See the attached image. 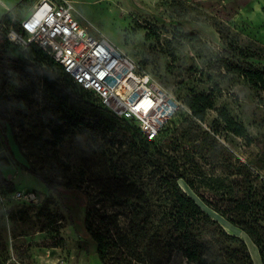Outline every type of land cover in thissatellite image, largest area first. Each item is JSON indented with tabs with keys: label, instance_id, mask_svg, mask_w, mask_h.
<instances>
[{
	"label": "rangeland",
	"instance_id": "374dc122",
	"mask_svg": "<svg viewBox=\"0 0 264 264\" xmlns=\"http://www.w3.org/2000/svg\"><path fill=\"white\" fill-rule=\"evenodd\" d=\"M72 2L84 23L153 73L182 103L190 91H215V106L207 111L206 121L216 133L206 134L197 124L183 120L160 144L158 155L182 165L185 177L196 188L191 190L179 180L181 189L219 221L198 224L197 236L208 242L211 253L206 259L213 264H250L240 252L239 241L226 235L225 228L246 240L253 252L249 250L252 264H262L256 246L207 209L195 193L218 199L212 189L198 185V177L220 173L229 182L236 170L234 153L264 176V90L227 71L218 61L224 46L231 44L254 51L260 57L259 66L264 67V31L257 38L250 31L254 24L259 31L264 25L233 20L246 0ZM21 7L13 12L16 19L25 12ZM10 16L0 18V28ZM1 44L4 38L0 35ZM17 48L8 43L7 50L0 52L14 58L20 52ZM73 97L72 89L57 87L53 77L37 69L18 72L0 63V264L10 257L15 259L7 264H102L95 242L85 231L84 214L87 210L116 212L120 226L126 227L127 206L107 195L105 188L108 191L110 186L130 195L142 190L158 217L169 207L156 186V169L140 160L136 138L129 140L131 130L121 126L122 130L110 131L108 127L116 121L105 124L110 117L102 111H97L95 119L88 117V126L76 122L79 105ZM82 107L94 114L91 107ZM218 109H225L245 126L251 144L223 130L221 122H213ZM27 167L72 185L48 189ZM17 191L33 192L35 201L16 199ZM154 224L157 227L150 233L157 232L158 237L140 249L133 263L190 264L179 250L167 248L159 222ZM257 225L260 232L264 223Z\"/></svg>",
	"mask_w": 264,
	"mask_h": 264
},
{
	"label": "trees",
	"instance_id": "16d2710c",
	"mask_svg": "<svg viewBox=\"0 0 264 264\" xmlns=\"http://www.w3.org/2000/svg\"><path fill=\"white\" fill-rule=\"evenodd\" d=\"M0 35L4 38V45H0V51L3 52L7 50L8 42L5 40L2 28H0ZM14 48L17 47L14 46ZM18 50L20 52L14 58L5 57L0 52V63L12 65V68L18 72H23L26 68L37 69L40 73L53 77L57 87L72 89L74 91L73 98L77 99L79 105L74 113L77 117L76 122L88 126V117L92 116L95 119V116H99L97 111L105 112L110 117L109 121H105V124L109 126L113 121H116L119 125L114 127L116 123H113L108 127L109 130L117 131L122 130V127L129 128L132 132V139L130 137L129 140L136 138V142L140 145V152H138L140 160L143 164H151L156 169V186L162 190L164 199L169 203V207L160 212V217L153 212L151 203L142 190H138L136 195H130L112 186L108 191L105 188L107 195L111 199L124 202L127 206V211L123 215L127 220L125 228L120 226L116 212L92 213L90 210L85 212V231L95 242L97 255L102 264H134L135 258L140 256V249L152 238L158 237L159 233H150V230L157 227L154 224L156 221L159 222L158 227L161 228L160 236L167 238L165 244L168 249L179 250L189 263L213 264L206 259L211 254L208 242L200 240L197 234L198 224L201 221H217L212 219L191 196L181 189L179 180H183L191 190L196 188L193 187L194 183L185 177L182 165L176 163L175 160L164 161L158 154H160V144L166 139L168 133L183 120L197 124L206 134L216 133L211 124L206 121L207 111L215 106V91L213 89L208 92L190 91L188 97L183 100V105L186 108L177 109L173 117L160 129L158 135L150 140L132 119L114 115L101 105L90 91L73 83L62 71V68L40 48L33 45L27 51ZM259 59L260 57L254 51L238 48L231 44H226L218 55V61L227 71L243 76L254 87L264 90V67L259 66ZM82 106L91 107L94 114L91 115L90 112L84 111ZM218 121L223 124V130L245 139L247 144L252 143L245 126L225 109L217 110V118L213 122L217 124ZM233 159H235L236 170L235 173L230 174L229 182L222 178L220 173L198 177L200 179L198 185L212 189L215 192L214 196H219L218 199L210 200L206 195L196 191L195 193L207 209L223 217L247 236L256 246L262 264H264V235H262L264 227L259 232L257 225L258 222L264 223V176L260 175L255 167L247 161H243L236 153H234ZM26 170L41 180L48 189L57 191L58 186L70 187L72 185L71 182L56 181L33 167H27ZM234 210L236 213L233 212ZM96 222H98L97 225H95ZM224 232L239 241L240 252L252 264L249 253V250L251 252L252 250L250 248L248 250L245 240L225 230ZM216 257H223V255L218 254Z\"/></svg>",
	"mask_w": 264,
	"mask_h": 264
},
{
	"label": "built area",
	"instance_id": "2783aa9c",
	"mask_svg": "<svg viewBox=\"0 0 264 264\" xmlns=\"http://www.w3.org/2000/svg\"><path fill=\"white\" fill-rule=\"evenodd\" d=\"M10 14L1 22L9 44L22 51L40 48L73 83L90 91L114 115L132 119L148 139L158 135L177 109L186 108L153 73L84 23L72 0H30L25 16L16 19ZM14 197L35 201L31 191H17Z\"/></svg>",
	"mask_w": 264,
	"mask_h": 264
},
{
	"label": "crops",
	"instance_id": "0c3cea01",
	"mask_svg": "<svg viewBox=\"0 0 264 264\" xmlns=\"http://www.w3.org/2000/svg\"><path fill=\"white\" fill-rule=\"evenodd\" d=\"M191 1H201V0H191ZM20 6H22L21 9H23V8L25 9V12L23 14V16H25L28 13V10L30 8V0H0V18L4 14L13 13L14 10ZM255 18L257 21H255ZM233 20H236L238 22L245 20L247 23L253 22V23H258V24L264 25V0H246V2L239 8L237 13L234 15ZM255 25H257V24H254L253 25L254 27H252L250 29V31H251V36H253V37L255 36L257 38V37H260V32L264 31V27H262V29L260 31L257 29L254 30ZM262 34H264V32H262ZM241 159L243 161H246L243 158H241ZM212 213L217 214L214 211H212ZM207 214H209V213H207ZM218 216L221 217L220 215H218ZM221 218L225 222H227L229 224V226L232 227V229H236V230L240 231L237 227L232 226L223 217H221ZM217 222H219V221H217ZM224 230L227 231L225 228H224ZM227 232L243 238L242 235H239L237 233L229 232V231H227ZM245 242H246V240H245ZM255 259H257V257H255ZM169 264H172V261ZM190 264H193V263H190Z\"/></svg>",
	"mask_w": 264,
	"mask_h": 264
}]
</instances>
